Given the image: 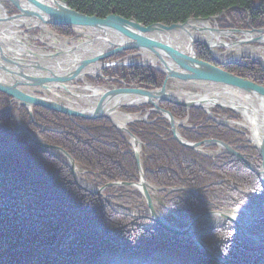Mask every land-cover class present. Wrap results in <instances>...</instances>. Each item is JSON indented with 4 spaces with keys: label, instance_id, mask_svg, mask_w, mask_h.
Masks as SVG:
<instances>
[{
    "label": "trees",
    "instance_id": "16d2710c",
    "mask_svg": "<svg viewBox=\"0 0 264 264\" xmlns=\"http://www.w3.org/2000/svg\"><path fill=\"white\" fill-rule=\"evenodd\" d=\"M65 1L90 16L105 18L115 14L144 25L183 23L227 11L219 20L221 28L264 27V0ZM53 28L61 35L76 36L68 26ZM196 51L200 59L216 64L206 45L197 44ZM222 68L264 88V68L259 63L242 60ZM104 75L147 89L161 87L166 79L163 73L143 67L106 69ZM88 79L104 83L101 78ZM10 105L11 97L0 92V264H70L75 259L78 264H111L141 256H159L170 261L183 256L185 259L178 258L180 264H220L189 239L129 215L147 213L138 191L108 188L109 204L102 197L81 190L62 157L28 141L25 134L13 133L18 129L17 114L30 131L40 132L46 142L68 151L87 171L88 182L96 186L114 181L136 182L139 169L131 144L109 119L73 118L37 106V123H33L26 107L8 109ZM161 106L179 119L188 117L195 128H180L187 140H222L250 161L261 163L258 150L243 134L207 119L202 108L188 110L167 102ZM147 107L126 110L144 112ZM214 112L229 113L221 108ZM149 120L154 122L130 125L144 142L146 178L167 190L188 189L160 193L166 219L183 226L184 222H178L173 212L194 216L218 207L235 211L256 209L264 203V183L244 162L233 161L228 153L215 158L200 154L175 140L170 124L158 114L151 113ZM249 230L264 240V215ZM201 239L229 264H264V245L240 236L232 222L208 230Z\"/></svg>",
    "mask_w": 264,
    "mask_h": 264
},
{
    "label": "water",
    "instance_id": "95a60500",
    "mask_svg": "<svg viewBox=\"0 0 264 264\" xmlns=\"http://www.w3.org/2000/svg\"><path fill=\"white\" fill-rule=\"evenodd\" d=\"M10 6H13L17 12L12 13ZM224 14L226 11L221 15L208 18H190L183 23L144 25L134 18L127 19L115 14L105 18L90 16L73 9L65 0H0V92L11 96V107L25 106L33 122H35L34 107L36 106L71 117L111 120L118 130L129 137L132 152L138 164V182H111L99 188L87 186L79 180L78 165L66 150L48 144L39 133L31 132L23 123H19V129L15 133H23L28 141L66 158L73 171L76 184L88 193L101 196L109 201L104 192L107 188L124 187L138 190L147 204L148 214L139 216L137 219L150 220L154 226L166 232L189 238L220 264H229L228 260L214 253L211 245L202 241L200 234H196L192 229L203 219L216 216L234 223L242 236L264 245L261 236L249 230L251 224L264 215V204L248 218L236 217L232 213L219 209L194 216L184 228L175 226L157 210L153 193L165 191L166 188L157 187L147 180L142 159L144 143L129 127L131 123L150 122L148 117L152 112H156L170 124L173 138L181 145L210 157H215L220 152H227L233 157V161L244 162L264 183V88L219 66L236 63L242 58L249 59L251 56L232 54L226 57L225 55L229 54L227 51L224 54H218L215 50L244 43L263 42L264 28L221 29L218 20ZM199 21L207 22L206 29L225 37L235 36L237 40L229 43L217 41L210 44L208 39L196 32L198 30H196L195 23ZM61 25L72 28L77 35L88 34L92 38L70 45L69 42L74 38L62 36L52 29V26ZM46 29L51 31L50 34L55 38L64 40L66 45L57 47V51L52 52H38L39 47H30L32 33L36 30L44 32ZM237 34H247L251 37L240 40ZM14 42L23 46L16 49ZM199 43L207 46L218 66L199 58L196 52V44ZM128 51L135 52L123 59L107 61L117 54ZM119 67L152 68L165 74L166 79L162 87L156 89L128 85L122 80L120 87L110 88L105 85L90 84L92 88L101 89L96 94L92 92L90 96L103 99L106 94L104 102L97 107H74L66 96L82 97L74 90L87 89L85 87L89 84L87 77H101L109 83L116 81L114 77L104 76L103 71ZM176 85L177 87L182 86L186 91L179 92ZM208 87L213 90H206L205 88ZM37 88L43 89L41 92L44 94L35 93L34 89L37 90ZM44 89L52 95H47ZM195 89L199 91L194 92ZM225 95L227 97L233 95L237 100L228 99ZM57 100L64 101L66 104ZM162 102L184 106L187 109L202 108L207 113L208 119L244 134L252 146L258 149L262 158L261 165L256 166L247 159L245 154L227 142L216 139L202 142L187 140L181 134L180 128H194V126L188 123V118L179 119L163 109ZM144 105L151 106L144 115L142 113L131 114L124 110ZM217 107L239 114L243 120H246L247 115L251 128L229 119L228 116L216 115L213 109ZM116 114L123 115L126 118L125 123L117 120L114 117ZM261 124L263 125L262 133L259 131ZM235 126H241L244 130ZM210 145H216L217 150L210 151L208 149ZM180 190L187 189L172 188L169 191ZM238 219L245 223L241 224Z\"/></svg>",
    "mask_w": 264,
    "mask_h": 264
},
{
    "label": "bare ground",
    "instance_id": "6f19581e",
    "mask_svg": "<svg viewBox=\"0 0 264 264\" xmlns=\"http://www.w3.org/2000/svg\"><path fill=\"white\" fill-rule=\"evenodd\" d=\"M211 25V24H210ZM62 26H65V25H62ZM195 26H196V30H198V31H196L199 35H202V36H204L206 39H208V41L210 42V44H214V43H216L217 41H224L223 40V36H221L220 34H218V33H215V32H213L212 30H208V29H206V26H207V22H203V21H199V22H196L195 23ZM205 26V27H204ZM204 27V28H203ZM212 27H213V25H212ZM45 33H46V35L48 36V35H50L51 37H53V35L52 34H50V32L51 31H49L48 29H46V31H44ZM50 36H48L49 38H50ZM44 37V36H43ZM42 37V38H43ZM251 36L250 35H247V34H241L240 36H238V38L240 39V40H242V39H248V38H250ZM40 38H38V39H36V40H39ZM31 41V40H30ZM29 41V42H30ZM23 43L25 42V41H22ZM54 43H53V45H55V46H59V47H64L65 45H66V42L64 41V40H61V39H56V40H54L53 41ZM225 42V41H224ZM31 43H32V45H30V47H32V46H36V47H40V48H42V49H44V50H47L46 48H47V46L45 45V44H37V43H35V42H32L31 41ZM261 44H263V46L262 47H259V46H256V45H252V44H255V43H244V44H240V45H237V46H233V47H229V48H225V50L227 51V53H230L231 55L232 54H237V55H243L245 52H247V53H249V54H247V55H244V56H251V58H249V59H243V60H251V61H254V62H256V63H258L259 61L260 62H262V64L264 65V41L263 42H260ZM14 44H15V48L16 49H20L23 45H21V44H19V43H17V42H14ZM37 50H39L38 48H37ZM216 50V52L218 53V54H220V52H218V50H219V48H216L215 49ZM259 60V61H258ZM255 83V82H254ZM90 84L91 83H89L88 85H85V87L87 88V89H92V90H87V89H85V88H80L81 90H74L75 91V93L76 94H80L82 97H80V98H77V100H75V101H73V100H71V102H72V104L73 105H77V106H79V107H82L81 105H80V103L79 102H83V103H85L86 105H88V106H84V107H97L99 104H102L104 101H103V99H104V97L106 96V94H104L105 96L103 97V99L101 98V97H94V96H90L91 94H92V92L94 93V94H96L97 92H99V91H101V89H99V88H92L91 86H90ZM177 86V85H176ZM105 87H113V86H111V85H107V86H105ZM39 91L40 90H43V89H41V88H37ZM176 89L179 91V92H184V91H186L185 89H183L182 88V86H178V87H176ZM206 90H213L212 88H210V87H208V88H205ZM34 90H36V89H34ZM44 91L47 93V95H50L51 94V92H49V91H47V90H45L44 89ZM44 93H40V95H43ZM8 95V94H7ZM52 95V94H51ZM89 96V97H88ZM226 96V95H225ZM229 97H227L228 99H233V100H237V98L236 97H233V95H228ZM236 103H237V101H236ZM245 103H247V102H245ZM238 104V103H237ZM129 108H131V107H129ZM126 109H128V108H125L124 110L126 111V112H128V113H131V114H137L136 112H129V111H127ZM1 112V111H0ZM114 117L117 119V120H119V121H121V122H123V123H125V121H126V118H124L123 117V115H120V114H116V115H114ZM245 118H246V120H243V121H240L239 123L240 124H242V125H245V126H247L248 128H251V125H250V123H249V120H248V116L246 115L245 116ZM35 123H37L36 121H35ZM259 123H261V122H259ZM259 131H261V133L263 132V125L261 124V127H260V130ZM33 133H36V132H33ZM37 133H39V135H40V132H37ZM217 140V139H216ZM135 157V156H134ZM81 173H82V171H81V169L80 168H78L77 169V175H78V178H79V180H81L80 179V175H81ZM83 183V182H82ZM83 184H85V183H83ZM173 192V191H172ZM235 215V214H234ZM236 217H237V215H235ZM211 219H214V220H217L218 222L219 221H221L222 219L221 218H218V217H216V216H213V217H211ZM238 221L239 222H241V224H244L245 222L243 221V220H241V219H238ZM225 223V222H224ZM196 234H198V232H197V230H195V228L194 229H192ZM194 233V234H195ZM184 238H186V237H184ZM110 257V256H109ZM178 258H181V259H185L183 256H177ZM70 264H78V260L77 259H75V262H71Z\"/></svg>",
    "mask_w": 264,
    "mask_h": 264
},
{
    "label": "rangeland",
    "instance_id": "374dc122",
    "mask_svg": "<svg viewBox=\"0 0 264 264\" xmlns=\"http://www.w3.org/2000/svg\"><path fill=\"white\" fill-rule=\"evenodd\" d=\"M42 35H44V32H41V33H37L34 32L33 34V38L31 39L32 42H37L38 41L35 38V36L39 37V38H42ZM90 38H92L90 35L88 34H81L78 38H75L74 40H72V42H83L85 40H89ZM232 38V37H231ZM43 41L47 44H49L50 42H52L53 40H51L50 38H48L47 36L43 37L42 38ZM228 42H230V39L229 38H225ZM234 39V38H233ZM252 45H256V46H259V47H262L263 44L261 43H255V44H252ZM49 49H54L52 47H49L48 45H46ZM218 52L220 53H225L224 49L222 48H219ZM249 53L245 52L243 55H247ZM231 54H227L225 55L226 57L227 56H230ZM224 56V55H223ZM177 87V86H176ZM194 92H197L199 91L198 89H195L193 90ZM81 105H85V103L83 102H79ZM230 115L226 114V116H229V119L231 120H235V121H243V118L239 115V114H232V113H229ZM231 115H234V117H232ZM238 129H241V130H244V128H242L241 126H237ZM211 151V150H210ZM157 199L158 196H156ZM158 203H160V201L158 200ZM254 211L252 209L250 210H246L245 211V214L246 216L243 217V218H248ZM181 219L183 220H187L189 219L188 217H183V216H179ZM191 219V218H190ZM209 221V224L210 225H215V224H222L221 222H218L214 219H206L204 221ZM178 222H183L182 220H177ZM203 221V222H204ZM205 224V223H204ZM204 228V225L200 224L199 226L196 227V230H198V234L202 232V229ZM179 259L178 257H174L171 261L168 259V258H162V257H159V256H153V257H146V256H141V257H138V258H129L127 259V261H122V262H119L120 264H180V262H178ZM111 264H114V263H111Z\"/></svg>",
    "mask_w": 264,
    "mask_h": 264
},
{
    "label": "flooded vegetation",
    "instance_id": "af4514ba",
    "mask_svg": "<svg viewBox=\"0 0 264 264\" xmlns=\"http://www.w3.org/2000/svg\"><path fill=\"white\" fill-rule=\"evenodd\" d=\"M11 8V11H13V10H15L12 6L10 7ZM16 11V10H15ZM41 44V43H40ZM48 48V47H47ZM213 58V57H212ZM215 61V60H214ZM216 62V61H215ZM212 64H214V63H212ZM215 65H218V63L216 62V64ZM223 66H225V65H223Z\"/></svg>",
    "mask_w": 264,
    "mask_h": 264
}]
</instances>
